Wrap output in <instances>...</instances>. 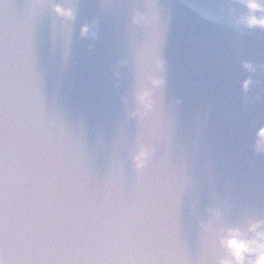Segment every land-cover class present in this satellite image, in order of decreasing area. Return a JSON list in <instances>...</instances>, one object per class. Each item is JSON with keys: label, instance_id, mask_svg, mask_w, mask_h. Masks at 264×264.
<instances>
[{"label": "water", "instance_id": "obj_1", "mask_svg": "<svg viewBox=\"0 0 264 264\" xmlns=\"http://www.w3.org/2000/svg\"><path fill=\"white\" fill-rule=\"evenodd\" d=\"M249 19L264 0H0V190L29 174L98 187L118 170L131 191L148 144L176 264H258L264 24ZM233 240L256 250L237 261Z\"/></svg>", "mask_w": 264, "mask_h": 264}, {"label": "clouds", "instance_id": "obj_2", "mask_svg": "<svg viewBox=\"0 0 264 264\" xmlns=\"http://www.w3.org/2000/svg\"><path fill=\"white\" fill-rule=\"evenodd\" d=\"M136 99L145 113L151 111L150 91ZM154 156L151 145H139L131 191L123 187L118 170L98 187L86 181L65 184L43 174L11 184L6 178L0 190V264H176L145 175ZM250 243L255 241L230 242L237 261L256 250ZM257 248L258 264H264V244Z\"/></svg>", "mask_w": 264, "mask_h": 264}]
</instances>
